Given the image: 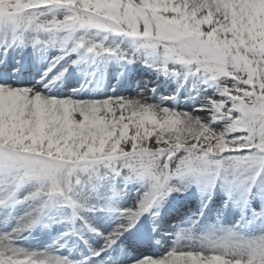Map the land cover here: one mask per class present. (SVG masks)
<instances>
[{
	"label": "snow or ice",
	"instance_id": "snow-or-ice-1",
	"mask_svg": "<svg viewBox=\"0 0 264 264\" xmlns=\"http://www.w3.org/2000/svg\"><path fill=\"white\" fill-rule=\"evenodd\" d=\"M0 264H264V0H0Z\"/></svg>",
	"mask_w": 264,
	"mask_h": 264
}]
</instances>
